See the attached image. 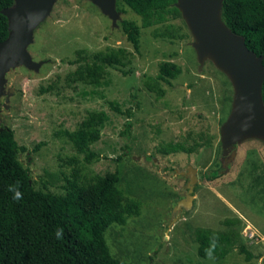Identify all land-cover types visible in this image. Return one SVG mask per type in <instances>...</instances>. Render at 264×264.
Listing matches in <instances>:
<instances>
[{"label":"rangeland","instance_id":"1","mask_svg":"<svg viewBox=\"0 0 264 264\" xmlns=\"http://www.w3.org/2000/svg\"><path fill=\"white\" fill-rule=\"evenodd\" d=\"M124 7L126 13L113 26L89 0H57L36 28L28 50L43 64L38 71L23 65L10 70L6 94L0 96V124L12 128L26 148L19 160L29 168L36 188L56 193H65L66 176L76 166L73 158L87 182L118 169V187L142 203L140 215L106 231L111 254L126 264H264V142L244 140L229 159L220 141V127L232 108L231 80L210 59L200 68L182 16L144 27L142 17ZM123 18L141 27L138 51L123 32ZM166 31L177 36H163ZM117 47L126 48L131 59L109 68L108 85L66 83L67 73L77 66L70 62L76 50ZM165 64L181 73L170 83L161 81L165 95L158 97L145 81L157 77ZM50 85L51 91H42ZM110 101L132 116L113 110ZM91 110H105L109 120L91 146L99 157L88 162L63 131L74 130ZM128 119L132 128L126 132ZM200 131L212 136L211 144L190 154L174 151L192 145ZM190 166L197 169L192 205L176 208L185 195ZM212 170H219L220 177L209 180L205 174ZM235 217L241 219V239L254 257L246 260L237 247L224 258L200 257L195 230H225L224 220Z\"/></svg>","mask_w":264,"mask_h":264},{"label":"trees","instance_id":"2","mask_svg":"<svg viewBox=\"0 0 264 264\" xmlns=\"http://www.w3.org/2000/svg\"><path fill=\"white\" fill-rule=\"evenodd\" d=\"M176 1L117 0L116 7L121 13H126L124 6H128L142 17V25L149 27L164 23L169 17L182 16L175 5ZM13 3L14 0H0V41L9 35L8 19L2 10ZM221 16L231 30L245 38L250 49L263 56L264 64V2L223 0ZM121 25L128 41L138 51L140 25L127 18L121 20ZM162 35L177 36L168 31ZM130 59V53L124 47L92 53L78 49L76 58L70 61L77 66L67 73L66 83L106 86L109 83V68L125 65ZM123 73L126 75L128 71L123 70ZM180 73L178 67L162 65L158 76L148 78L145 86L162 97L165 89L161 81L170 83V79ZM41 89L44 92L51 91L52 86ZM262 96L264 100V83ZM109 105L127 117L132 116L130 110L122 111L113 101ZM108 120L109 115L105 110H91L74 130L66 129L63 134L77 153L83 154L84 159L90 162L99 157L91 146L101 138L102 129ZM125 125L126 132H129L132 121L128 119ZM211 142L212 136L207 131H200L192 145H180L174 151L181 150L190 154ZM25 149L16 140L14 130L0 124V264H126L111 254L106 231L112 224L124 225L129 218L140 215L142 203L118 187V169L94 176L87 182L81 179V167L77 159L73 158L76 166L71 176H66L65 193H56L35 187L29 168L18 158L19 153ZM205 176L213 180L220 177V171L212 170L206 172ZM9 186L17 188L22 198L14 199V191H9ZM240 222L238 217L225 219L224 223L228 226L225 230L198 227L195 230L198 255L208 258L205 248L215 238L213 257L224 258L237 247L246 260H251L254 254L241 239L237 227ZM59 229H63L61 238L56 235Z\"/></svg>","mask_w":264,"mask_h":264},{"label":"water","instance_id":"3","mask_svg":"<svg viewBox=\"0 0 264 264\" xmlns=\"http://www.w3.org/2000/svg\"><path fill=\"white\" fill-rule=\"evenodd\" d=\"M118 26L121 12L117 0H89ZM57 0H14L2 13L8 19L9 35L0 41V96L6 94L7 73L21 65L38 71L43 60L35 61L28 47L34 42L36 28L50 16ZM191 35L200 68L207 59L223 71L234 89L232 108L220 127L223 155L229 159L237 153L236 146L247 139L264 142L263 56L250 49L245 38L231 30L223 21V0H177ZM12 89L7 93V100ZM1 110V105H0ZM197 169L188 168L189 180L184 197L176 208L190 207Z\"/></svg>","mask_w":264,"mask_h":264},{"label":"clouds","instance_id":"4","mask_svg":"<svg viewBox=\"0 0 264 264\" xmlns=\"http://www.w3.org/2000/svg\"><path fill=\"white\" fill-rule=\"evenodd\" d=\"M9 191H14V199L19 200L22 198V194L20 193V191L17 188H14L13 186H9ZM63 234V229H59L56 233L57 238H61ZM215 247H216V240L215 238H213L210 241V246L205 248V254L209 259L213 258V254L215 251Z\"/></svg>","mask_w":264,"mask_h":264},{"label":"built area","instance_id":"5","mask_svg":"<svg viewBox=\"0 0 264 264\" xmlns=\"http://www.w3.org/2000/svg\"><path fill=\"white\" fill-rule=\"evenodd\" d=\"M254 234H251V236H253Z\"/></svg>","mask_w":264,"mask_h":264},{"label":"flooded vegetation","instance_id":"6","mask_svg":"<svg viewBox=\"0 0 264 264\" xmlns=\"http://www.w3.org/2000/svg\"><path fill=\"white\" fill-rule=\"evenodd\" d=\"M264 2V0H262Z\"/></svg>","mask_w":264,"mask_h":264}]
</instances>
